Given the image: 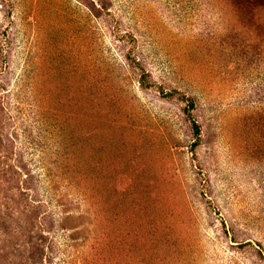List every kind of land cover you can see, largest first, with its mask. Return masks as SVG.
Wrapping results in <instances>:
<instances>
[{
	"label": "rangeland",
	"instance_id": "1",
	"mask_svg": "<svg viewBox=\"0 0 264 264\" xmlns=\"http://www.w3.org/2000/svg\"><path fill=\"white\" fill-rule=\"evenodd\" d=\"M0 264H264V0H0Z\"/></svg>",
	"mask_w": 264,
	"mask_h": 264
},
{
	"label": "trees",
	"instance_id": "2",
	"mask_svg": "<svg viewBox=\"0 0 264 264\" xmlns=\"http://www.w3.org/2000/svg\"><path fill=\"white\" fill-rule=\"evenodd\" d=\"M197 135V134H196Z\"/></svg>",
	"mask_w": 264,
	"mask_h": 264
}]
</instances>
